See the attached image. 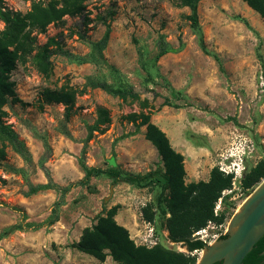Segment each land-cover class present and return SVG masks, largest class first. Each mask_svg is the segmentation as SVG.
Masks as SVG:
<instances>
[{
  "label": "rangeland",
  "instance_id": "1",
  "mask_svg": "<svg viewBox=\"0 0 264 264\" xmlns=\"http://www.w3.org/2000/svg\"><path fill=\"white\" fill-rule=\"evenodd\" d=\"M38 1L0 0V7L26 13ZM182 2L90 0L83 14L65 16L43 34L33 32L34 51L12 73L17 94L28 105L5 108L6 122L25 143L30 159L6 143L7 157L0 165V264H119L111 257L100 263L73 247L86 228L114 207L116 222L137 245L159 244L191 254L168 238L159 205L153 224L143 218L142 209L158 203L164 174L161 157L146 140V127L136 131L144 115L184 156L186 184L207 182L213 168L224 162L236 166L243 157L242 177L233 179L232 189L222 195L228 198L216 204L215 215L224 214V223L208 224L207 241L226 234L234 214L261 184L250 195L241 188L242 178L264 159V20L245 0H201L198 26L209 52L204 53L192 12ZM108 25L107 65L72 60L86 57L89 42L101 40ZM4 27L0 20V30ZM49 43L53 75L45 79L34 57ZM164 49L168 53L158 59ZM88 78L129 86L137 97L124 100L93 89ZM65 84L78 90L70 118L63 105L40 111L42 91ZM101 114L104 123L88 138ZM81 161L104 172L115 167L149 176L142 184L153 183L138 188L122 179L115 183L106 174L86 182ZM15 167L22 173L11 171ZM40 177L57 189L28 196ZM52 214L57 222L50 226L46 222ZM31 218L42 221L40 227L45 222L47 232L31 233L26 223ZM192 255L199 261L202 251Z\"/></svg>",
  "mask_w": 264,
  "mask_h": 264
},
{
  "label": "trees",
  "instance_id": "2",
  "mask_svg": "<svg viewBox=\"0 0 264 264\" xmlns=\"http://www.w3.org/2000/svg\"><path fill=\"white\" fill-rule=\"evenodd\" d=\"M88 1L90 0H41L33 2L26 13L13 11L4 6L0 7V20L5 25L4 29L0 30V165L7 157L6 143L12 146L24 159L28 161L30 159V153L25 143L19 138L12 126L6 122L7 112L5 108L9 104L28 105L18 96L16 83L12 80V73L17 69L19 63L25 64L34 51L33 32L37 31L43 34L51 24L62 22L65 16L75 17L83 14ZM200 1L183 0L182 5L191 10L190 19L193 28L199 33L200 46L204 53H209L201 28L198 26L197 15ZM245 2L264 20V0H245ZM110 32L111 27L108 25L105 36L101 40L89 42L90 52L86 57L73 58L74 56H72V60L82 64L107 65L104 51L108 45ZM49 45L51 43L45 45L34 57L37 70L45 79H49L53 75V64L51 63L53 52L49 49ZM167 53L168 50L164 49L159 52L157 58L159 59ZM88 80H91L90 86L93 89H102L114 97L124 100L128 97L134 99L137 97L129 86L121 85L116 88L115 85L107 82L92 80V78H88ZM77 96L78 90L70 84H65L58 89L46 88L37 101L38 108L41 111L44 110L45 106L63 105L65 116L69 119L73 113ZM101 111L103 114L104 110ZM101 115L96 125L89 127L88 138L99 129V124L104 123L105 120ZM140 127H146V140L156 148L164 165L162 193L157 204H149L142 209L143 218L146 222L153 224L157 216L155 206L159 205L160 209L157 211L161 217L165 218L168 238L176 244L186 246L191 254L175 252L159 244L153 247L137 245L131 238L129 230L116 222L117 207L112 208L107 216H99L97 223L92 228H86L79 242L73 247L97 259L100 263H105L106 259L111 257L113 261L119 264H197L198 258L192 253L203 250L205 244L199 239H194L193 235L205 229L210 222L217 225L224 223V214L215 215V208L220 199L226 200L228 198L222 195L225 191L232 189L234 175H226L219 167H215L210 173L209 181L186 184L184 156L175 151L166 133L152 123L148 115L142 117L136 131H139ZM80 165L85 172L86 182H89L92 177L99 178L106 174L114 179L115 183L122 179L123 182L138 188L149 187L153 183L151 181L144 185L142 182L149 176L130 175L117 170L115 167L104 172L98 168H89L83 161L80 162ZM11 171L18 174L22 170L12 169ZM263 180L264 159L260 160L242 178L241 188L244 191H249L248 195H250ZM53 188L55 186L50 183L32 186L27 195H36L40 191ZM67 191L63 190L62 192L67 193ZM166 191H168V196L164 194ZM56 222L57 218L55 214H52L47 224L52 226ZM226 237L225 234L219 239ZM263 252L264 236L242 264H262L264 262Z\"/></svg>",
  "mask_w": 264,
  "mask_h": 264
},
{
  "label": "water",
  "instance_id": "3",
  "mask_svg": "<svg viewBox=\"0 0 264 264\" xmlns=\"http://www.w3.org/2000/svg\"><path fill=\"white\" fill-rule=\"evenodd\" d=\"M226 236L205 245L197 264H242L252 252L264 236V180L234 214Z\"/></svg>",
  "mask_w": 264,
  "mask_h": 264
},
{
  "label": "built area",
  "instance_id": "4",
  "mask_svg": "<svg viewBox=\"0 0 264 264\" xmlns=\"http://www.w3.org/2000/svg\"><path fill=\"white\" fill-rule=\"evenodd\" d=\"M249 146V145H248ZM253 146V145H252ZM251 146V147H252ZM250 147V146H249ZM243 151V150H242ZM243 153V152H242ZM241 163L238 165H233V164H226L225 162L222 163L220 170L225 173L226 175L233 174L234 175V180H238L242 177L243 172L245 171V166L243 162V157H241ZM237 168V169H236ZM234 182V181H233ZM211 223V222H210ZM194 237L196 239L201 240L205 245H210L213 244L214 241L218 240L221 236L216 235L213 236L212 240L207 241L205 238L208 237V232L207 229H202L194 234Z\"/></svg>",
  "mask_w": 264,
  "mask_h": 264
},
{
  "label": "crops",
  "instance_id": "5",
  "mask_svg": "<svg viewBox=\"0 0 264 264\" xmlns=\"http://www.w3.org/2000/svg\"><path fill=\"white\" fill-rule=\"evenodd\" d=\"M15 168L18 169V170H21V168H19V167H15ZM20 173H22V172H20ZM38 183H39V185H47L48 181L46 180V178L40 177ZM32 185L34 187H36L37 184H32ZM42 192H45V191H40L37 194H40ZM36 195H32V196H36ZM41 222L42 221L39 222V220H34V218H31V219L27 220L26 223H28L27 227L30 228L29 230H30L31 233H33V234H42V233L47 232L46 231L47 230V226L44 225L45 222H43V225L40 227ZM47 222H48V220H47ZM49 229H51V227ZM1 244H3V242L0 243V246H1ZM34 245H35V242H34Z\"/></svg>",
  "mask_w": 264,
  "mask_h": 264
},
{
  "label": "clouds",
  "instance_id": "6",
  "mask_svg": "<svg viewBox=\"0 0 264 264\" xmlns=\"http://www.w3.org/2000/svg\"><path fill=\"white\" fill-rule=\"evenodd\" d=\"M233 175V174H232ZM239 180V179H238ZM212 245V244H211ZM201 251H203V250H201Z\"/></svg>",
  "mask_w": 264,
  "mask_h": 264
},
{
  "label": "bare ground",
  "instance_id": "7",
  "mask_svg": "<svg viewBox=\"0 0 264 264\" xmlns=\"http://www.w3.org/2000/svg\"><path fill=\"white\" fill-rule=\"evenodd\" d=\"M211 245V244H210Z\"/></svg>",
  "mask_w": 264,
  "mask_h": 264
}]
</instances>
